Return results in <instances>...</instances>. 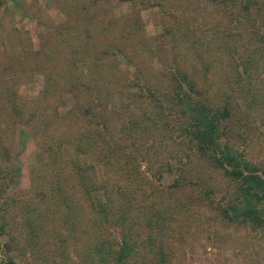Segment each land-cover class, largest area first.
I'll return each mask as SVG.
<instances>
[{
  "label": "rangeland",
  "instance_id": "1",
  "mask_svg": "<svg viewBox=\"0 0 264 264\" xmlns=\"http://www.w3.org/2000/svg\"><path fill=\"white\" fill-rule=\"evenodd\" d=\"M248 10L211 0H0V260L101 264L93 246L103 235L119 238V228L98 226L70 177L75 138L94 132L101 110L109 128L130 108L153 110L147 85L165 84L169 69L206 83L231 81L229 140L264 170V0H251ZM231 67L242 70L235 82ZM171 108L167 146L177 164L178 108ZM182 162L193 183L172 187L175 172L156 180L141 160L162 194L146 200L168 197L180 208L150 240L147 228L135 227L130 264H156L160 251L166 264H264V228L229 221L216 208L233 198L234 181L196 153Z\"/></svg>",
  "mask_w": 264,
  "mask_h": 264
},
{
  "label": "trees",
  "instance_id": "2",
  "mask_svg": "<svg viewBox=\"0 0 264 264\" xmlns=\"http://www.w3.org/2000/svg\"><path fill=\"white\" fill-rule=\"evenodd\" d=\"M139 1L151 3L152 0ZM211 1L242 15V11L248 15L251 4V0ZM248 63L249 58L243 63V71L247 72ZM201 67L205 76L210 71L209 65L205 63ZM242 70L228 69L234 82L241 77ZM164 76L165 84L147 85L144 94L153 100V110L130 108L123 122L110 128L104 110H101L94 123V132H84L75 138V155L67 163L71 169L70 177H74L85 194L98 219V226L112 224L119 228V238L103 235L94 244L93 249L101 264H130V256L136 254L139 247V233L134 232L135 227L147 228L150 240L153 238L151 231L166 228L173 212L180 208L177 201L171 202L168 197H160L159 201L152 198L154 194L157 197L162 194L156 192L154 181L140 169L141 160L156 180L175 172L169 186L178 187L193 183L183 168L182 157L189 159L190 153H196L234 181L233 198L216 206L220 215L229 221L264 228V170L260 171L259 166L246 159L229 140L226 121L232 112L231 81L225 85L206 83L203 79L196 81L185 69H169ZM251 100H255L253 96ZM174 105L178 108L173 125L179 145L174 151L177 164L169 161L171 147L167 146V139L171 138L169 115ZM185 143L186 149L183 148ZM79 153L91 154L94 161H82ZM95 164L100 166L97 180L94 177ZM61 172V168L57 169L55 175ZM56 187L60 188V185L56 184ZM144 187L149 189L147 193ZM150 193L152 196L146 200ZM61 200L70 211L71 205L66 197ZM1 231L3 221L0 214ZM0 264L18 263L7 258L0 260ZM156 264H166L161 251Z\"/></svg>",
  "mask_w": 264,
  "mask_h": 264
}]
</instances>
